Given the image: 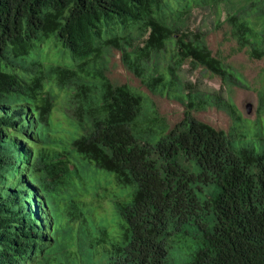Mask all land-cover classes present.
<instances>
[{
	"label": "trees",
	"instance_id": "1",
	"mask_svg": "<svg viewBox=\"0 0 264 264\" xmlns=\"http://www.w3.org/2000/svg\"><path fill=\"white\" fill-rule=\"evenodd\" d=\"M223 5L230 14L221 21ZM209 6L240 49L264 57V0H0V188L9 187L7 205L35 189L44 220L5 233L0 264L19 260L22 244L33 248L27 264H69L64 255L86 239L85 208L100 191L110 196L114 182L135 191L117 204L125 243L114 245L110 264H171L170 238L193 223L205 246L188 264H264V141L257 152L237 144L238 126L228 132L197 119L195 110L217 107L242 122L232 98L187 91L179 75L190 60L250 88L202 35L190 39L169 24ZM142 30L148 35L136 39ZM176 35L181 61L167 49ZM40 50L47 57L32 59ZM114 51L152 93L185 105L180 123L170 127L146 93L110 79ZM260 97L264 113V88ZM5 175L14 182L2 184Z\"/></svg>",
	"mask_w": 264,
	"mask_h": 264
},
{
	"label": "rangeland",
	"instance_id": "2",
	"mask_svg": "<svg viewBox=\"0 0 264 264\" xmlns=\"http://www.w3.org/2000/svg\"><path fill=\"white\" fill-rule=\"evenodd\" d=\"M217 10V6L194 8L182 20L172 17L169 24L176 29V34L186 33L190 39H193L194 35H202L213 55L226 65L233 67L236 70V75L245 79L250 88L233 87L225 83L221 77L213 76L202 67L195 69L190 60L184 62L180 67L179 75L186 85H191L192 89L187 88V91L192 90L219 96L224 101L232 98L239 110L240 115L238 116H241L242 119L239 124L225 110L217 107L195 110L193 114L197 119L228 132L234 126H238L236 133L233 134L237 144L255 148L259 152L262 141H264V113L261 111L260 97V91L264 88V57L258 60L250 55L249 47L240 49L239 40L232 35V26L226 21L218 26ZM232 12H234L233 9ZM229 14L227 5H223L221 21H224ZM147 35L148 31L142 30L136 32L134 37L139 39ZM177 38L176 35L168 42L167 49L178 61H181L176 47ZM41 51L33 52L31 58L35 59L39 56L46 58L48 51L40 53ZM108 75L117 85L127 84L146 93L155 102L159 114L167 120L170 127H174L184 119L185 105L175 99L168 98V96L152 93L140 79L126 69L120 51H114ZM249 105L251 106L250 112L248 111ZM56 116H59L57 117L59 119L62 117L60 112ZM261 120L262 122L255 123ZM182 163L188 165L184 158H182ZM89 175L95 177L96 174L91 172ZM114 183V188L110 189V196L107 195V192L100 191L102 198L94 199V203L85 208L87 223L84 236L86 239H84V243L78 239L75 240L72 244L73 249L64 255L71 254L73 256L69 257V264H110L111 258L113 260L116 258L114 245L125 243V219L119 213L117 204L118 202H129L135 187H124L117 182ZM128 196L131 197L128 198ZM106 197H110V199H105ZM48 231L49 229H47ZM76 232L78 237L80 231ZM169 245L171 247L167 260L171 264H188L195 254L205 246L204 230L199 224L184 225V228L170 238ZM74 249L78 256L74 255Z\"/></svg>",
	"mask_w": 264,
	"mask_h": 264
},
{
	"label": "clouds",
	"instance_id": "3",
	"mask_svg": "<svg viewBox=\"0 0 264 264\" xmlns=\"http://www.w3.org/2000/svg\"><path fill=\"white\" fill-rule=\"evenodd\" d=\"M14 182L13 177L9 179V175L4 176V182L2 184H12ZM8 185L4 186L3 188H0V219H2V215H6V222L4 225H1L0 227V253H1V245H3L4 235L5 233H10L15 235V232L17 231V226L22 225L25 223V225L31 224V223H41L44 224V220L41 214V201L38 196L34 195L35 189H29L26 193H24L21 197H19L12 205H7L10 195L8 193ZM38 197V198H36ZM34 202V204H32ZM27 207L28 212H24L23 209ZM10 210H12L10 212ZM28 215V219L30 221H27L26 216ZM42 228V227H41ZM47 227H44L43 230L47 234ZM43 234L45 235V233ZM50 232V229L49 231ZM7 245L4 247L6 248L7 252L15 251V248L17 247V241H9L7 240L5 242ZM16 244V246H15ZM13 246L15 247L13 249ZM3 248V249H5ZM20 257L19 260H12L13 263L9 264H27L25 263V260L29 261V258L33 255V248L26 247V244L20 245ZM30 253L28 254V252ZM24 252V253H23ZM23 261V262H22ZM22 262V263H21Z\"/></svg>",
	"mask_w": 264,
	"mask_h": 264
},
{
	"label": "water",
	"instance_id": "4",
	"mask_svg": "<svg viewBox=\"0 0 264 264\" xmlns=\"http://www.w3.org/2000/svg\"><path fill=\"white\" fill-rule=\"evenodd\" d=\"M248 111H249V112L251 111V106H250V105L248 106Z\"/></svg>",
	"mask_w": 264,
	"mask_h": 264
},
{
	"label": "bare ground",
	"instance_id": "5",
	"mask_svg": "<svg viewBox=\"0 0 264 264\" xmlns=\"http://www.w3.org/2000/svg\"><path fill=\"white\" fill-rule=\"evenodd\" d=\"M37 198V197H36Z\"/></svg>",
	"mask_w": 264,
	"mask_h": 264
}]
</instances>
